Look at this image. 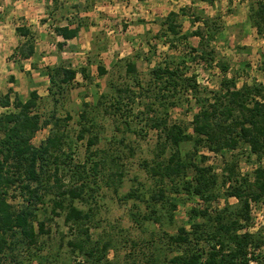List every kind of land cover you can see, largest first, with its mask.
Returning a JSON list of instances; mask_svg holds the SVG:
<instances>
[{"label":"trees","instance_id":"trees-1","mask_svg":"<svg viewBox=\"0 0 264 264\" xmlns=\"http://www.w3.org/2000/svg\"><path fill=\"white\" fill-rule=\"evenodd\" d=\"M246 1L248 22L263 36L264 0ZM80 7L81 4H73L71 8L76 13L68 15L65 24L54 25L55 34L63 41L76 37L89 19L79 15ZM186 13V8L181 7L162 18L161 33L167 37L164 41L176 48L175 40L197 36L199 46L191 47L187 54H172L170 61L166 58L151 68L152 79L145 90L153 91L152 86L157 90L153 91V101L146 103L144 112H140L147 125L163 137L151 163L143 161V167L154 179V187L140 186L122 195L114 188L118 199L134 200L130 216L147 233L146 242L139 244L136 239H126L129 250L124 261L119 262L115 256L109 258L110 250L116 249L115 235L94 238L90 228L95 226L99 210V180L110 178L111 181H106L108 186L121 181L120 155L112 152L106 155L101 150L90 152L89 165L86 160L74 163L70 144L65 146L66 135L61 131L71 114L66 112L60 118L52 112L44 118L39 111L41 95L36 89L23 98L9 87L0 95L3 109L0 111V264H22L15 253L18 246L35 245L41 234L48 233L46 222L55 217H62L70 230L66 240L69 254L81 257L84 264H264V221L261 228L249 230L253 225V206L264 205V84L252 78L250 83L237 85L238 76H228L229 66L220 59L216 62L221 73L217 86H201L196 75L189 73L188 58L197 54L193 61L198 60L206 69L213 66L215 50L208 45L217 36L219 26L214 25L210 16L192 14V21H201L202 25L182 32L178 19ZM15 31L25 40L14 48L12 55L29 58L35 51L31 28L19 25ZM120 59L125 61L126 74L133 76L140 86L134 59ZM261 62L264 73V56ZM32 67L38 69L37 64L33 63ZM96 68L101 76L107 73L102 63L96 64ZM86 69L81 68L83 78L88 77ZM38 70L48 77L50 96L60 95L78 73L60 56L57 64ZM107 101L115 119L130 127L134 108L127 107L136 101L135 90L108 80L107 90L98 94L95 107L105 108ZM184 103L191 107L189 122H171L169 109ZM80 117L85 118V112ZM135 117H139V112ZM49 125V135L38 145L33 144L36 133ZM86 130L81 128L77 138H84ZM96 140V134L87 138V149ZM202 149L223 159L220 174L215 171V165L206 163L209 156ZM240 154L246 155L247 163L254 164L250 172L239 170ZM227 155L231 158H226ZM114 166L117 170L113 177L107 175ZM195 198L202 204L188 207L186 221L177 225L175 232H168L166 227L174 224L178 204ZM220 198L225 204L213 208L212 202ZM230 198L236 202L229 203ZM150 225L159 229L148 231L146 227ZM29 256L32 260L44 256L41 264L63 263L57 250L45 255L34 251Z\"/></svg>","mask_w":264,"mask_h":264},{"label":"rangeland","instance_id":"rangeland-1","mask_svg":"<svg viewBox=\"0 0 264 264\" xmlns=\"http://www.w3.org/2000/svg\"><path fill=\"white\" fill-rule=\"evenodd\" d=\"M14 1L0 0V23H5V26L0 28V58L5 57L14 45L17 46L24 42L25 39L17 35L15 27L26 26V22L31 20L33 26H37L36 30L31 29V31L40 59V63H36L39 64V66L37 65L38 69H43L45 65L57 64L60 56L70 62L78 73L60 95L50 96L48 94L49 80L48 83L45 82L43 78L46 76L42 75L37 68L32 71L35 72L34 75L30 71V75H23L20 81L15 82L16 80L12 79L11 81L8 78V69L0 66V95L8 90L9 81L25 97L28 96L31 89H39L41 94L39 111L42 112L44 118H48L52 112L63 118L65 113L69 112L72 117L63 123L61 131L66 135L67 144L65 146L68 147L67 145L70 144L68 148L71 149V158L74 163L86 160L88 161L86 164L89 165L90 160L87 159V156L90 152L92 154L101 150H105L106 155L110 152L120 155L118 162L121 163L120 169L123 170L121 181L117 179L119 181L114 184L110 183L108 186L109 183L106 181H111L110 178L105 177L103 180H99L101 185L97 200L99 210L95 215V226L90 228V232L94 238L97 236L106 237V234L115 235L116 249H111L108 256L109 258L115 256L116 260L123 262L124 255L129 250V244L125 240L136 239L141 242L139 244H142L146 242L147 233L142 232L131 219L130 209L134 205V200L118 199L114 188H117L118 195L140 186H145L147 189L153 188L154 179L143 167V161L147 160L148 163H151L157 151L160 150L158 146L163 140L162 135L159 136L157 130L150 128L146 120L142 118L144 115L140 113L144 112L146 103L153 101V91L157 90L153 86V91L148 93L145 90L152 79L151 68L166 58L170 61L172 54L189 53L191 47L199 46V37L188 36L183 40H175L177 47L171 48L164 41L167 40V37L161 33L164 30L161 21L166 16L167 10L159 9V11L157 7H153L157 11L154 14H149L146 19L141 16L142 10L147 8L150 12L152 11L149 9L152 4L147 2L85 0L83 4L80 3V12L89 19L82 26V32H78L74 40L67 42L56 35L53 28L55 24L60 25L67 22L65 18H68L67 16L71 12L73 13L74 9L71 6L76 4L77 0H57L56 2L54 0H31L32 3L17 0L15 5ZM181 7H185L187 12L186 15H180L178 19L182 24V32H189L202 25L201 21H192V14L210 16L214 19V25L219 26L217 36L208 45L215 50L216 59L213 66L206 69L205 65L198 60L193 61L197 54H192L188 58L189 73L196 75L201 86L209 88L217 86L221 73L216 62L220 59L229 66L228 76L233 74L238 76L237 85H241L244 81L250 83L252 78L264 84V73L261 70V61L264 56V35H258L255 28L248 22V2L246 0H212L211 2L182 0L176 10L170 11H179ZM86 10L92 13L87 15L88 11ZM39 15H41L40 18ZM58 42H62V45L59 46ZM45 53L55 56L56 59L47 58L48 64H46L44 60H41ZM12 54L13 52L8 56L9 59L13 57ZM127 57L133 58L136 62V76L141 82L140 86L135 83L133 76L126 74L125 61L120 58ZM88 59H90V64ZM53 60L56 61L51 64ZM98 63L104 64L107 68L105 75L98 74L96 68ZM84 66L88 67L86 69L87 78H83L81 72V68ZM46 78L48 79V77ZM108 80H113L117 84L129 85L132 90H135L136 101L127 107L133 106L134 108V113L130 117L131 126L128 128L119 119H115V115H112L109 101L105 103V108L102 105L98 109L95 107L98 94L107 90ZM141 86L144 87L141 88ZM55 97L57 100L54 99ZM190 108L186 103L170 108L169 120L171 122L173 120L189 122ZM1 110L3 109L0 108ZM81 112H85V118L80 117ZM136 112H139L137 118L135 117ZM83 127L87 129L85 136L78 139V131ZM50 128L51 125L40 129L32 139L33 144L38 145L45 139L49 135ZM94 134L97 135L96 143L87 149V138ZM129 147L132 149L130 150ZM202 153L209 156L206 163L215 165V171L220 174L223 159L206 149H202ZM91 156L96 158L94 155ZM245 156L244 154L238 156V168L241 172H250L254 164L247 163L244 160ZM226 158H231V155H227ZM252 160H254V155H252ZM115 170H117L116 166L108 169L107 175L113 177ZM65 180L68 178L65 177ZM228 202L234 203L236 200L230 198ZM200 204L202 201L197 198L179 203L174 213V224L168 225L166 230L175 232L176 226L186 221L187 208L198 207ZM224 204L223 198L212 202L213 208L221 207ZM252 216L253 225L249 227V230L255 231L258 227L261 228L264 221V205L260 208L253 206ZM146 228L148 231L153 228L158 230L159 226L150 225ZM46 229H48V233L41 234L38 242L31 248L26 245L18 246L15 253L19 255L18 259L22 264H41L45 260L44 256L39 260L30 259L29 254L34 251L45 255L46 252H55L56 250L62 264H84L81 257L69 254L66 240L69 238L70 230L63 223L62 217H55L47 221Z\"/></svg>","mask_w":264,"mask_h":264},{"label":"crops","instance_id":"crops-1","mask_svg":"<svg viewBox=\"0 0 264 264\" xmlns=\"http://www.w3.org/2000/svg\"><path fill=\"white\" fill-rule=\"evenodd\" d=\"M16 1L15 0L13 2V4L15 5L16 4ZM23 1H28V3H32L31 0H23ZM133 2H147L148 4H152L151 6H149L150 8L149 9H152V11L150 12L147 8L146 9H143L142 10V14L141 16L144 17V18H148V15L149 14H154L157 10H167L165 12L168 13L170 10H176L179 3L182 1V0H132ZM76 4H80V3H84L85 0H77L75 1ZM146 4V5H148ZM153 7H157V10L154 9ZM159 10V11H160ZM72 13V12H71ZM73 13H76V10L73 11ZM92 12L91 11H88L86 12L87 15L91 14ZM79 15H85V14H80ZM27 17V14L25 15ZM39 18L41 17V15L38 16ZM33 23V22H32ZM31 23V20L30 21H27L26 22V26L30 27L31 25V29H37V26H33V24ZM3 26H5V23H0V28H2ZM79 32H82V27L80 28ZM80 34V33H79ZM76 37L72 38V39H67L66 41L68 42L69 40H74ZM16 47V45L13 46V48L11 50H9L8 54L5 55V57L3 58H0V66H4L6 67V69H8L7 71V74L9 75L8 78H13L14 80H16L15 82H17L18 80L20 81L21 78L23 77V75H30V71L32 72L33 70H35L33 67H32V64H36V63H40V59L38 58V53H37V47H35V51H34V54L31 55L29 58H21L19 55H15L13 56L12 58H8V56L13 52L14 48ZM40 51V49H39ZM1 52V51H0ZM55 58V56L53 55H44V57L41 58V60H44L46 64H48V62L46 61L47 58ZM56 60H53L51 62L52 63H55ZM39 66V64H37ZM35 72H32V75H34ZM10 78V79H11ZM40 79V78H39ZM45 82L48 83V79L46 77L43 78ZM35 81V80H34ZM47 83L45 84V88H46V85ZM13 83L12 82H9L8 81V88L9 87H12L15 91L18 92L19 95H21L23 98H26L25 95L23 96L17 89V87H13L12 86ZM38 94H40V91L39 89H36ZM5 93V92H3Z\"/></svg>","mask_w":264,"mask_h":264},{"label":"built area","instance_id":"built-area-1","mask_svg":"<svg viewBox=\"0 0 264 264\" xmlns=\"http://www.w3.org/2000/svg\"><path fill=\"white\" fill-rule=\"evenodd\" d=\"M253 262H251V264H252Z\"/></svg>","mask_w":264,"mask_h":264}]
</instances>
